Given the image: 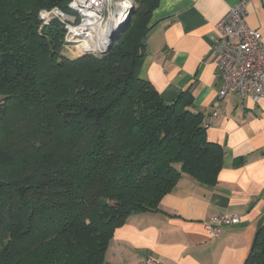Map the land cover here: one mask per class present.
I'll return each instance as SVG.
<instances>
[{
  "label": "trees",
  "instance_id": "1",
  "mask_svg": "<svg viewBox=\"0 0 264 264\" xmlns=\"http://www.w3.org/2000/svg\"><path fill=\"white\" fill-rule=\"evenodd\" d=\"M70 0H0V264H104L113 230L158 211L183 173L214 186L191 87L167 103L140 76L158 0H133L101 56L65 55L63 27L39 9ZM242 264H264V222Z\"/></svg>",
  "mask_w": 264,
  "mask_h": 264
},
{
  "label": "crops",
  "instance_id": "2",
  "mask_svg": "<svg viewBox=\"0 0 264 264\" xmlns=\"http://www.w3.org/2000/svg\"><path fill=\"white\" fill-rule=\"evenodd\" d=\"M238 0H158L144 37L140 76L164 102L190 86L202 111L206 137L223 147V165L214 186L183 173L159 201V210L129 216L113 230L104 264H242L264 222V100L253 102L221 87L213 45L217 24ZM245 21L261 33L264 0H245ZM220 214L239 222L205 223Z\"/></svg>",
  "mask_w": 264,
  "mask_h": 264
},
{
  "label": "built area",
  "instance_id": "3",
  "mask_svg": "<svg viewBox=\"0 0 264 264\" xmlns=\"http://www.w3.org/2000/svg\"><path fill=\"white\" fill-rule=\"evenodd\" d=\"M245 3L238 0L217 24L221 34L215 40L213 52L221 81L218 97L234 93L239 98L259 102L264 100V48L261 33L245 21ZM134 5L133 0H70L68 12L51 6L39 9L37 16L42 24L60 22L64 31L62 46L78 52L95 48L96 37L103 36L105 26L117 24L123 15L126 18ZM215 222L234 224L239 217L220 214L210 218L204 226L212 236L220 233ZM138 264L158 263L147 258Z\"/></svg>",
  "mask_w": 264,
  "mask_h": 264
},
{
  "label": "water",
  "instance_id": "4",
  "mask_svg": "<svg viewBox=\"0 0 264 264\" xmlns=\"http://www.w3.org/2000/svg\"><path fill=\"white\" fill-rule=\"evenodd\" d=\"M134 6L131 7L129 13H128V16L125 18V19H121V21H119L117 24H114L109 35H108V39L107 41L103 44V45H100L98 47H95V48H89V50H80L78 51V55H83L85 53H93L94 55H97V56H101V55H104L108 50L109 48L111 47L114 39L121 33V31L123 30V28L125 27V25L127 24V22L129 21V18L134 10ZM144 41V40H142Z\"/></svg>",
  "mask_w": 264,
  "mask_h": 264
},
{
  "label": "bare ground",
  "instance_id": "5",
  "mask_svg": "<svg viewBox=\"0 0 264 264\" xmlns=\"http://www.w3.org/2000/svg\"><path fill=\"white\" fill-rule=\"evenodd\" d=\"M124 13V12H123ZM122 13V14H123ZM121 19H125V17H124V15L119 19V21H121ZM113 25L114 24H107L106 26H105V31H104V33H103V36L101 35V34H98L97 35V37H96V39H97V41L95 42V47H98V46H100V45H103L106 41H107V39H108V35H109V33H110V31H111V29H112V27H113Z\"/></svg>",
  "mask_w": 264,
  "mask_h": 264
},
{
  "label": "rangeland",
  "instance_id": "6",
  "mask_svg": "<svg viewBox=\"0 0 264 264\" xmlns=\"http://www.w3.org/2000/svg\"><path fill=\"white\" fill-rule=\"evenodd\" d=\"M64 52H65L64 53L65 55H67V56H69L71 58L78 56V52L75 51L74 49L73 50H71V49H65Z\"/></svg>",
  "mask_w": 264,
  "mask_h": 264
}]
</instances>
